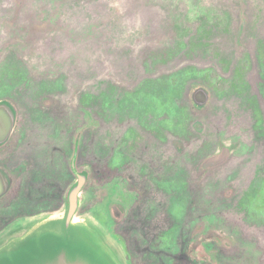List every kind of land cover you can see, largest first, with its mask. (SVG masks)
<instances>
[{
	"label": "rangeland",
	"instance_id": "1",
	"mask_svg": "<svg viewBox=\"0 0 264 264\" xmlns=\"http://www.w3.org/2000/svg\"><path fill=\"white\" fill-rule=\"evenodd\" d=\"M3 97L0 249L67 208L76 153L121 264H264V0H0Z\"/></svg>",
	"mask_w": 264,
	"mask_h": 264
},
{
	"label": "water",
	"instance_id": "2",
	"mask_svg": "<svg viewBox=\"0 0 264 264\" xmlns=\"http://www.w3.org/2000/svg\"><path fill=\"white\" fill-rule=\"evenodd\" d=\"M192 98L196 105L205 107L210 91L205 86L197 87ZM16 123L15 105L0 100V145L11 137ZM217 157L214 160H225L224 154ZM73 167L76 170V157ZM76 173L78 178L69 190L67 208L37 222L24 235L3 246L0 264H121L98 233L78 216L88 173L77 170ZM11 184L9 172L0 167V197L8 192Z\"/></svg>",
	"mask_w": 264,
	"mask_h": 264
},
{
	"label": "flooded vegetation",
	"instance_id": "3",
	"mask_svg": "<svg viewBox=\"0 0 264 264\" xmlns=\"http://www.w3.org/2000/svg\"><path fill=\"white\" fill-rule=\"evenodd\" d=\"M200 86H202V85H200ZM200 86H198V87H200ZM210 92H211V90H210ZM210 97H211V95H210ZM3 99L10 101L13 105H15L16 110H17V123H16V126H15V129L13 130V133H12L11 137L8 139V141L0 145V153L7 154L8 152H10L11 150L14 149L15 144H16V142H15V135L14 134L16 132V129H17V126H18V123H19V111H18L17 105L11 99H9L8 97L0 98V100H3ZM192 100H193V98H192ZM193 103L195 104L194 100H193ZM75 154L76 153H74V155H73V159H74V157H76V170L78 171V155H75ZM73 159H72V162H71V167H72V171L77 176L76 170L73 167ZM0 167L5 168V170H7L9 172L10 176L12 177V184L10 186V189L8 190V192L5 195H3L2 197H0V201H2L7 196H10L9 194L12 191V189H13V187L15 185V181L16 180L13 177V175L11 173V170H10L8 164H6L4 161H2V162H0ZM87 182H88V180L86 181L84 187L86 186ZM67 202H68V198H67ZM48 213H50V210H48V209H41L39 212L37 211L35 214H33L32 217L34 219H32L31 223L24 229L23 233L21 235H18L17 237H20V236L24 235L34 224H36L39 220H41L43 218L44 214L47 215ZM120 228H121V224H120Z\"/></svg>",
	"mask_w": 264,
	"mask_h": 264
}]
</instances>
